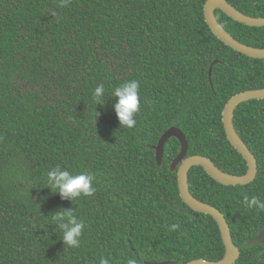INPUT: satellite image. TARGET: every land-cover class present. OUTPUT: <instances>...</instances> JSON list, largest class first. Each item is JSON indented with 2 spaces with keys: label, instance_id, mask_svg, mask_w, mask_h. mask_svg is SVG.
<instances>
[{
  "label": "trees",
  "instance_id": "obj_1",
  "mask_svg": "<svg viewBox=\"0 0 264 264\" xmlns=\"http://www.w3.org/2000/svg\"><path fill=\"white\" fill-rule=\"evenodd\" d=\"M240 12L264 17V0H227ZM207 0H0V264H188L219 261L225 246L213 217L180 197L181 149L171 138L159 166L154 147L171 127L186 136L188 156L210 158L233 175L247 163L228 141L223 110L234 95L264 88V60L222 43L204 16ZM55 9L59 19L50 15ZM238 41L264 48V27H249L216 10ZM212 70L211 81L209 69ZM138 80L141 111L134 128L122 127L112 90ZM105 87L104 104L93 91ZM239 136L257 159L248 185L224 186L202 167L189 172L198 200L218 208L241 250L235 264H264L263 244L247 242L264 229V211L243 196L264 200V100L234 113ZM57 165L96 177L93 197L63 199L47 188ZM71 210L85 222L78 249L63 244L52 219ZM177 223L179 231L168 225Z\"/></svg>",
  "mask_w": 264,
  "mask_h": 264
},
{
  "label": "water",
  "instance_id": "obj_2",
  "mask_svg": "<svg viewBox=\"0 0 264 264\" xmlns=\"http://www.w3.org/2000/svg\"><path fill=\"white\" fill-rule=\"evenodd\" d=\"M216 10H221L229 18L236 22L242 23L249 27H264V17H251L246 15L235 7H233L227 0H207L204 6V16L206 23L210 27L212 33L226 46L230 47L234 51L241 53L247 57L253 59L264 60V48H256L250 45L241 43L236 38H234L218 21L216 17ZM215 61L209 69V78L211 81L212 70ZM251 100H264V88L249 90L245 92L238 93L230 98L226 103L223 110V124L226 132L228 141L234 147V149L242 155L247 163V172L243 175H233L224 172L208 157L202 155L188 156L189 151V141L187 140L185 134L177 127H171L167 130L163 136L160 138L158 144L154 147L156 152V160L159 166L164 163V155L166 144L171 138H176L181 145L180 152L173 159L170 170L172 172L177 170V182L179 186L180 197L192 210L197 213H202L209 215L216 221L221 237L225 246L224 257L219 261H208L204 259H195L190 261L188 264H235V262L241 256L240 248L235 245L231 235V228L225 217V215L216 207L202 202L195 198L189 187V172L193 167H202L206 173L212 177L216 182L224 186H238V185H248L252 183L259 172L257 159L251 152L246 143L239 136L234 125V113L235 110L242 104ZM264 176V171L261 172ZM264 245V229L255 237L251 238L246 246L254 247L257 245ZM264 255V253L262 254ZM144 264H177L173 261H146Z\"/></svg>",
  "mask_w": 264,
  "mask_h": 264
},
{
  "label": "clouds",
  "instance_id": "obj_3",
  "mask_svg": "<svg viewBox=\"0 0 264 264\" xmlns=\"http://www.w3.org/2000/svg\"><path fill=\"white\" fill-rule=\"evenodd\" d=\"M72 0H58V8H68ZM50 15L59 19V13L53 9ZM105 87L99 84L93 91V100L97 105L104 104ZM112 96L116 98L114 110L122 127L134 128L136 117L141 111V93L138 80L125 81L112 90ZM93 173L86 171L72 174L57 165L47 172V188L54 194L58 193L63 199L76 201L81 197H93L97 191ZM243 204L249 210L264 211V200L257 196H243ZM60 232H62L63 244L72 249H78L81 245L85 222L78 218L71 210H61L52 216ZM171 232L179 231L180 225L173 223L167 226ZM262 245V244H260ZM111 257L101 256L98 264H110ZM126 264H144L139 257L130 255L126 257Z\"/></svg>",
  "mask_w": 264,
  "mask_h": 264
},
{
  "label": "flooded vegetation",
  "instance_id": "obj_4",
  "mask_svg": "<svg viewBox=\"0 0 264 264\" xmlns=\"http://www.w3.org/2000/svg\"><path fill=\"white\" fill-rule=\"evenodd\" d=\"M264 253V245H263V251H262V254Z\"/></svg>",
  "mask_w": 264,
  "mask_h": 264
}]
</instances>
